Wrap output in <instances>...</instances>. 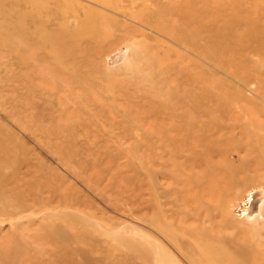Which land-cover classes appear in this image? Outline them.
<instances>
[{
    "label": "rangeland",
    "instance_id": "374dc122",
    "mask_svg": "<svg viewBox=\"0 0 264 264\" xmlns=\"http://www.w3.org/2000/svg\"><path fill=\"white\" fill-rule=\"evenodd\" d=\"M0 264H264V0H0Z\"/></svg>",
    "mask_w": 264,
    "mask_h": 264
}]
</instances>
